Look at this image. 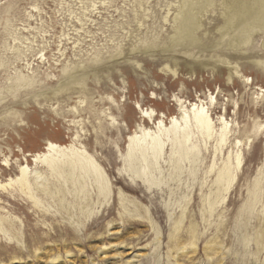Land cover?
I'll use <instances>...</instances> for the list:
<instances>
[{
    "label": "rangeland",
    "instance_id": "374dc122",
    "mask_svg": "<svg viewBox=\"0 0 264 264\" xmlns=\"http://www.w3.org/2000/svg\"><path fill=\"white\" fill-rule=\"evenodd\" d=\"M224 4L0 0V264H264V31L231 51ZM184 12L198 45L177 40ZM199 101L216 133L228 123L223 145L198 142L194 162L167 150L137 180L123 157L138 108L168 124ZM48 143L85 152L107 187L46 174L31 201L10 180L43 171Z\"/></svg>",
    "mask_w": 264,
    "mask_h": 264
},
{
    "label": "bare ground",
    "instance_id": "6f19581e",
    "mask_svg": "<svg viewBox=\"0 0 264 264\" xmlns=\"http://www.w3.org/2000/svg\"><path fill=\"white\" fill-rule=\"evenodd\" d=\"M224 6L226 11L220 17L217 34L219 37L229 39L227 46L231 51L241 52L242 50H235L238 49L237 42L238 44L246 43V39L253 36L252 30L255 28L264 31V0H225ZM195 23V18L190 13L184 12L179 23L177 40L182 43L189 41L190 44L195 45L201 43L202 40L195 35ZM239 29L241 30L239 31ZM238 33L243 34L242 37H246V39H242L243 42H241L240 36L237 39ZM184 44L186 45V42ZM207 104L199 101L190 107L181 105L178 115L172 116L168 124L164 123V116L157 117L151 110L138 108L143 120L147 121V126L141 127L140 134L134 133L128 136L123 157L127 170L129 169L130 173H133L137 180L143 184L150 185L151 170L155 169L154 166L164 157L167 150L171 156H177L178 161L191 159L190 161L194 162L198 154L196 145L198 142L209 141L214 134L217 136V145H223L228 123L225 122V119L221 120L226 128H222L223 130L220 129L221 131L216 133V125L208 112ZM44 148V152L36 153L31 160L33 163L39 164L43 171L30 170L24 163L19 166L15 179L10 180V183L31 201L36 204L38 201L32 191V180L40 183L46 178V174L53 180L61 179L64 184L69 180L72 185L78 186L80 191L85 189L90 180L98 192L107 187L108 183L104 173L85 152L55 143H48ZM235 161L238 168L241 164L240 153L236 154ZM220 176L221 174H219ZM230 183L231 179L228 177L226 184ZM5 186L0 185V189H4ZM71 187L73 188V186Z\"/></svg>",
    "mask_w": 264,
    "mask_h": 264
}]
</instances>
